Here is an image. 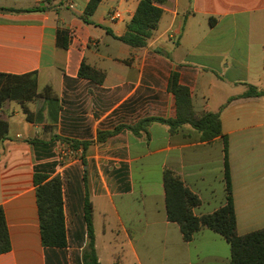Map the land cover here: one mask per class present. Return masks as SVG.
Instances as JSON below:
<instances>
[{
    "label": "crops",
    "instance_id": "obj_1",
    "mask_svg": "<svg viewBox=\"0 0 264 264\" xmlns=\"http://www.w3.org/2000/svg\"><path fill=\"white\" fill-rule=\"evenodd\" d=\"M88 2L0 0V8L18 10L0 11V73H36L38 93L51 88L49 98L25 104L30 121L16 101L0 109L9 123L0 145V207L11 245L0 264H84L87 195L100 264H231L230 244L218 233L203 228L184 240L168 220L164 189L171 170L200 198L196 216L223 207L222 136L203 141L189 124L170 132L157 122L141 135L125 128L100 141L99 134L176 118L168 86L178 72L198 114L220 113L237 233L264 229V97H242L249 86L264 90V0H167L143 48L116 38L140 0H102L92 24L82 19ZM36 7L42 10L27 11ZM114 11L122 16L112 22ZM60 28L69 33L66 49L57 44ZM83 62L105 73L102 84L79 76ZM36 174L63 180L65 248L42 243Z\"/></svg>",
    "mask_w": 264,
    "mask_h": 264
},
{
    "label": "trees",
    "instance_id": "obj_2",
    "mask_svg": "<svg viewBox=\"0 0 264 264\" xmlns=\"http://www.w3.org/2000/svg\"><path fill=\"white\" fill-rule=\"evenodd\" d=\"M101 2L102 0H89L82 16L86 23H93L90 18ZM166 3L167 0H140L135 15L127 25L125 35L116 38L135 48L146 47L158 29L164 12L161 6ZM39 10L42 8L36 7L27 11ZM0 11L17 12L18 10L0 8ZM57 44L63 49L68 47L69 33L66 30L61 28L58 30ZM79 76L97 84H102L105 79L103 71L96 70L85 62L81 65ZM168 90L176 98V118L149 117L133 126H120L112 132H100L99 140L103 141L125 128L136 135L148 133V127L156 122L166 125L170 132H175L181 126L189 124L201 132L203 141H212L216 137L222 136L225 153L226 204L212 214L196 216L194 209L201 204L200 198L187 188L181 178L173 171L166 170L164 172V189L168 220L179 225L183 238L187 242L191 241L194 235L203 228L221 235L230 244L231 264H264V229L242 236L237 233L229 162V143L227 136L222 131L220 113L198 114L194 110L190 89L180 84L178 72H172ZM50 94L51 88L49 87L45 88L43 93H38V76L36 73L24 75L0 73V109L6 101H16L22 104L27 119L30 121L31 114L25 104L38 97L47 99ZM242 97H264V90L249 86ZM8 132V121L0 117V145L7 139ZM34 182L37 187L42 243L44 247L65 248L68 239L64 214L63 180L60 176L49 179L47 175L36 174ZM84 219L88 233V244L83 253L84 264H100L95 247L94 210L88 195L84 203ZM10 248L6 218L2 207H0V254L8 252Z\"/></svg>",
    "mask_w": 264,
    "mask_h": 264
},
{
    "label": "built area",
    "instance_id": "obj_3",
    "mask_svg": "<svg viewBox=\"0 0 264 264\" xmlns=\"http://www.w3.org/2000/svg\"><path fill=\"white\" fill-rule=\"evenodd\" d=\"M121 13L120 12H118V11H114V12H111L110 14H109V19L112 21V22H114V21H116V20H118V19H120L121 18ZM71 40L73 41V39L75 38V32H72L71 33Z\"/></svg>",
    "mask_w": 264,
    "mask_h": 264
},
{
    "label": "rangeland",
    "instance_id": "obj_4",
    "mask_svg": "<svg viewBox=\"0 0 264 264\" xmlns=\"http://www.w3.org/2000/svg\"><path fill=\"white\" fill-rule=\"evenodd\" d=\"M63 1V7H65L66 4H68L70 1H76V0H62ZM22 5V4H21ZM20 5V6H21ZM25 5V4H24ZM24 5H22L21 7H24ZM28 5V4H27Z\"/></svg>",
    "mask_w": 264,
    "mask_h": 264
}]
</instances>
